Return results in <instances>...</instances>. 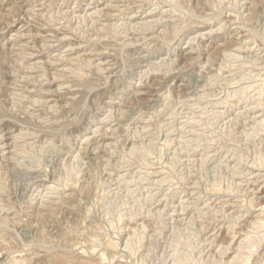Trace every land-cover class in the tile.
I'll use <instances>...</instances> for the list:
<instances>
[{"label":"rangeland","instance_id":"obj_1","mask_svg":"<svg viewBox=\"0 0 264 264\" xmlns=\"http://www.w3.org/2000/svg\"><path fill=\"white\" fill-rule=\"evenodd\" d=\"M0 264H264V0H0Z\"/></svg>","mask_w":264,"mask_h":264},{"label":"bare ground","instance_id":"obj_2","mask_svg":"<svg viewBox=\"0 0 264 264\" xmlns=\"http://www.w3.org/2000/svg\"><path fill=\"white\" fill-rule=\"evenodd\" d=\"M7 72V71H6ZM128 126V125H127Z\"/></svg>","mask_w":264,"mask_h":264}]
</instances>
